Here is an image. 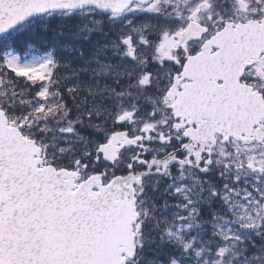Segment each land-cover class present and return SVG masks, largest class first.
Masks as SVG:
<instances>
[{
  "label": "snow or ice",
  "instance_id": "6c2138e0",
  "mask_svg": "<svg viewBox=\"0 0 264 264\" xmlns=\"http://www.w3.org/2000/svg\"><path fill=\"white\" fill-rule=\"evenodd\" d=\"M0 264H264V0H0Z\"/></svg>",
  "mask_w": 264,
  "mask_h": 264
}]
</instances>
